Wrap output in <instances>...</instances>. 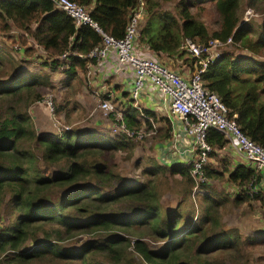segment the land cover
<instances>
[{
	"label": "trees",
	"instance_id": "16d2710c",
	"mask_svg": "<svg viewBox=\"0 0 264 264\" xmlns=\"http://www.w3.org/2000/svg\"><path fill=\"white\" fill-rule=\"evenodd\" d=\"M74 1L86 6L92 20L103 32L114 38L123 35L129 13L140 2ZM202 2H212L220 16L218 28L210 32L205 23L189 10ZM239 3L240 0H181L177 5L178 13L174 14L159 9L158 0H144L145 21L138 31V44L150 50L158 60L159 56L164 55L168 59L177 58L189 66L198 67L200 65L195 64L197 59L183 47L187 38L204 46L215 39L221 42L230 39L233 44L258 53L264 47V41L260 39L264 33L257 40L256 47L248 43L251 31L248 23L239 25ZM10 24L23 30L36 45L55 58L50 63L52 68L56 69L61 64L67 67L66 86L75 77L77 69L84 70L88 63L93 62L88 54L101 42L100 34L93 27H75L71 18L64 11L56 9L50 0H0V31H8ZM21 38L25 43V37ZM31 52L30 48L24 47V54ZM65 52L68 55L63 61L56 59ZM8 60H11L10 57H6L0 49V66L4 62L7 64ZM10 66L15 73V63ZM202 80L206 88L220 97L230 110L229 116L236 121L242 132L264 147V63L244 57L237 59L230 53H222L207 63L202 72ZM36 83L32 76H11L8 81H0V96H8L10 101H24L27 106L31 101L41 98L35 92ZM140 113L155 118L153 112L129 105L123 113L126 128L138 130L141 127L138 119ZM160 120L166 123L170 131L169 118L162 117ZM145 122L151 127L150 121ZM24 139L36 142L42 161L50 164L64 161L65 171L50 177L37 175L33 169L37 159L36 150L29 146L21 147ZM206 140L212 147L210 156L214 150H220L228 143L224 135L213 127L208 129ZM132 147L131 137L126 134L113 138L96 136L93 129H70L60 135L36 134L26 110H15V107L9 105L5 114L0 116V206L5 193L9 194L10 205L15 209L17 217L10 226L0 229V264H18L28 257H37L41 244L66 258L55 264H93L90 255L97 252H107L109 258L120 260L123 249L126 250L125 241L126 245L129 243L120 236L109 237L103 242L89 241L79 248L62 247L57 242L80 232L116 228L127 230L140 225H146L154 238L170 240L158 251L151 250L142 239L133 241V251L147 264H210L209 259L203 255L215 252L219 245L228 248L235 247L241 241L244 243L236 227L225 228L215 215L217 204L223 203L225 199H217L211 191L204 197L209 205L201 215L196 216L197 221L190 226L194 213L191 210L187 216L178 209L164 213V216L159 212L158 195L151 187V181L146 184H121L113 194L99 192L98 185H105L111 177H118L106 170V163L102 161L104 151L131 150ZM190 166L188 163L156 164L146 169V172L152 177L165 172L179 175L182 179V198L186 199L194 187V180L189 173ZM205 173L207 177L219 175L206 167ZM88 177L95 180V185L79 184ZM260 177L259 172L255 173L245 164H239L228 171L229 180L241 188L234 202H247L254 198L264 203V188ZM206 185L203 184V187ZM57 186L69 187L68 192L64 196L60 195L59 200H51L48 193ZM118 199L136 204L132 211L134 217L123 211H107L106 207ZM101 203L105 209H102ZM181 221L185 222L186 227L179 233L177 229ZM45 225L49 228L45 229ZM39 232L43 234L41 239H38ZM206 238L207 241L201 242L197 248L194 259L181 258L190 243L200 239L205 241ZM28 241L33 242V247L30 250L21 249Z\"/></svg>",
	"mask_w": 264,
	"mask_h": 264
},
{
	"label": "rangeland",
	"instance_id": "374dc122",
	"mask_svg": "<svg viewBox=\"0 0 264 264\" xmlns=\"http://www.w3.org/2000/svg\"><path fill=\"white\" fill-rule=\"evenodd\" d=\"M158 1L159 9L167 10L174 14L178 13L177 5H179L181 0ZM189 10L205 23L209 32L218 28L220 16L212 2L198 3L196 7H191ZM237 14L240 20L239 25L248 23L251 31L250 41L248 43L256 47L257 40L260 35L264 33V0H240ZM21 36L25 37V43H23ZM260 39L264 41V35H262ZM137 46L139 48L142 47L140 44H137ZM0 47L6 57H10L11 59L7 61V64L4 62L3 65L0 66V81H8L11 76H32L37 81L36 87H34L35 92L39 93L41 96L39 100L31 101L25 106L24 101L18 102L16 99L10 101L8 96L2 95L0 96V116L5 114V110L9 105L15 107V110L24 109L30 118V122L36 134L60 135L64 131H67L66 127H69V130L93 129V131H97L98 133L96 136L102 135L110 138L116 137V135L121 133V128L116 126V118L119 113L123 114L125 109L115 100L114 96L111 101V112L109 111L106 113L104 110L98 108L100 122H96L94 118L88 115V105L91 106L92 102L95 103L97 107L98 103H101L104 98H109L106 97V94L112 90L109 87L106 89L108 92L105 94L100 93L95 95L94 93L97 99L92 98L91 94L83 89L87 81L88 66H86L84 70L77 69L75 77L70 79V84L66 86L67 75L65 69L67 67L61 64L56 69L52 68L50 63L55 58L50 57L43 48L34 43L28 34L15 27L13 24H10V29L8 31H0ZM24 47L30 48L32 51L31 54H24ZM209 51L213 55L230 53L232 57L237 59L244 57L250 58L255 62L264 63V47L258 50V53H253L241 47L239 44H233L227 41L216 45L211 44ZM56 59L60 61L64 60L61 56ZM159 60L163 65L178 72L184 77L190 76L198 68L197 65L189 66V64H185L181 60H177V58L168 59L164 55L159 56ZM14 63L17 68L15 73L10 66ZM47 101L52 104L53 115L58 121V124L54 123L52 119ZM55 109L58 111L56 112ZM155 115V118L152 120L141 114L138 116V119L141 121V129L145 132V136L141 139H136L135 136L131 138L133 146L131 150L104 151L102 154V161L106 163V170L112 174H117L118 177H111L105 185H98L99 192L113 194L121 184L136 185L140 183L146 184L151 181L150 185L155 189L158 195L157 204L159 205V212L164 216V213L166 214L179 210L184 216H187L190 214L189 210H191L194 213L189 222L190 226L197 221L195 216L201 215V212L203 213L204 209L209 205V202H206L204 197L209 195V191H211L217 199L218 197L222 200L225 199L223 203L217 204V213H215V215L222 224L227 223L228 225H233L232 227H235V221L242 223L244 229L242 232H239L241 234V239L245 241L244 243L241 241L235 247L228 248L220 246L219 243L215 252L203 255V257H207L210 264H264V203L254 198L247 202H234L238 193L241 192V188L228 178V171H231L236 163L232 158H229V154L226 153L225 150H214L206 165L207 170L216 171L219 175L213 177L208 176L207 185L205 187L202 186L198 194L194 196H192L191 190V194L187 196L186 199L182 198V179L179 175H172L165 172L152 177L146 172V169L156 164H169L173 162V160H176L175 158L180 159L176 157V155H171L170 152H168L169 155L158 157L157 152L159 146L156 143L165 140L170 136V133L166 123L159 121L160 118L165 116L159 113H155ZM145 121H150L152 133H148V131H150L148 129L151 127H149L148 122ZM114 127L116 131L113 130ZM143 127L147 129V133ZM52 131L55 132L52 133ZM20 145L21 147L29 146L34 151L36 150L37 159L33 163V169L36 170L37 175L50 177L65 171L64 161L54 164L42 161L40 150L33 139H24ZM155 157H157V160ZM79 184L95 185V180L88 177ZM247 187H249V185ZM68 188L69 187L66 186H57L53 188L48 193L49 198L51 200L58 198L57 200H59L60 195L64 196L68 192ZM225 194L231 196L232 199L225 197ZM9 198V194L5 193L3 196L4 200L0 206V229L10 226L17 217L15 209L10 205ZM100 206L102 209H105L102 203ZM134 206H136L135 203H131L125 199H118L114 201L110 207L106 208L108 212L123 211L127 215L134 217V212H132ZM77 216L78 214L75 215V217ZM222 219H225V221L222 222ZM185 227V222L181 221L177 231L181 233L182 228ZM44 228L48 229L49 226L45 225ZM42 235V232H39L38 239H41ZM113 236H120L129 241L127 245L125 241L124 248H126V250L123 249L124 252L121 259L109 258L110 255H108L109 253L107 252H97L90 255L93 264L97 262L100 264H147L141 260L137 252L133 251V241L142 239L153 251H158L164 243L170 241L169 239L162 241L154 238L151 234V230L146 225H140L139 227L127 230L116 228L80 232L69 239L57 243L62 247L79 248L89 241L103 242V240ZM206 241L207 238L205 241L200 239L196 241V243H190V247L181 258L192 257V259H194L193 255H195L197 248L201 245V242L204 243ZM33 245L32 241H28L21 249L30 250ZM41 245V251L37 257H28L18 262V264H55L66 259L49 246L44 244ZM0 261L2 262V256L0 257ZM84 264H87V262Z\"/></svg>",
	"mask_w": 264,
	"mask_h": 264
},
{
	"label": "built area",
	"instance_id": "2783aa9c",
	"mask_svg": "<svg viewBox=\"0 0 264 264\" xmlns=\"http://www.w3.org/2000/svg\"><path fill=\"white\" fill-rule=\"evenodd\" d=\"M50 1L56 9L64 11L71 18L75 27L89 25L100 34L101 42L94 46L88 54V57L93 60L87 65L88 76L94 75L96 71H101L108 61L112 60L116 62L119 68L130 73L132 87L128 97L133 101V106H137L136 101L147 84L152 89L156 88L160 96L169 101L170 115L178 118L186 140L191 143L189 150L192 157L189 160V164H191L189 173L194 180L192 196L198 194L203 184L208 181L205 167L210 159L212 147L207 142L206 135L211 127L221 132L228 144L243 156L246 166L253 169L255 173H260L261 185L264 188V147L242 132L236 121L229 116L230 110L220 97L203 84V70L207 63L219 56L213 55L209 51L211 44L216 45L225 42L215 39L204 46L187 38L183 47L197 59L196 64L200 66L190 76L184 77L163 65L156 55L148 52L146 47L139 48L137 46L138 31L145 21L144 0H139L137 6L129 13L124 33L120 38H114L103 32L92 20L86 6L74 0ZM227 41L231 42L230 39ZM66 55L68 52L61 55L62 59H65ZM113 96L112 91L108 92L106 97L109 98H104L101 103H98L97 109L100 108L106 113L111 112ZM47 104L54 123L58 124L53 115L51 102L47 101ZM116 120V126L121 128V133L118 136L126 134L131 138L135 136L136 139L145 136L141 127L138 130L126 128L123 122V114L119 113ZM68 128L66 127L67 130H69ZM151 129L152 127L148 129L150 130L148 133L153 132ZM113 130L116 131V128L114 127ZM144 130L147 129L144 128Z\"/></svg>",
	"mask_w": 264,
	"mask_h": 264
},
{
	"label": "crops",
	"instance_id": "0c3cea01",
	"mask_svg": "<svg viewBox=\"0 0 264 264\" xmlns=\"http://www.w3.org/2000/svg\"><path fill=\"white\" fill-rule=\"evenodd\" d=\"M150 52V50L148 51ZM111 88L112 92L114 93L115 100L120 103V105L127 110L129 105H134L133 101L129 99L128 93L131 89V78L130 73L127 70H123L118 67L116 62L109 60L107 65L101 70L96 71L94 75L87 76V81L85 87L83 88L88 93L91 94L92 98H95V95L100 93H106V89ZM88 89V90H87ZM85 92V91H83ZM93 92V94H92ZM95 93V95H94ZM137 109H146L148 111L155 113H159L162 116L170 118L171 121V129L169 131V137L165 140H161L162 142L156 143L159 146L157 155L158 157H162L163 155H176L180 159L175 158L173 162L167 163H160L171 165V163H189L192 155L190 153L191 143L186 140V136L183 134L181 129V123L178 118L172 117L170 115V105L168 100H164L157 89H152L147 84L144 89H142L138 100L136 101ZM88 115L95 119L96 122H100V118L98 116V109L95 103L91 102V106H89ZM58 111V110H57ZM141 114V113H140ZM144 117H148L149 119H153L150 116H145L144 113L141 114ZM156 116V115H155ZM161 122V120L159 119ZM109 130V129H108ZM55 131H52V133ZM96 135H98L97 131H93ZM225 150L228 153L229 158H232L235 161L236 165L245 164V160L243 156L236 151L232 146L228 143L227 145L220 149ZM157 160V157H155ZM234 166V167H235ZM227 197L232 199L231 196L227 194ZM225 219H222L224 222ZM235 227L239 229L240 232L243 231L244 226L242 223H238L237 221ZM225 228H232L233 225H228L227 223L224 224Z\"/></svg>",
	"mask_w": 264,
	"mask_h": 264
}]
</instances>
